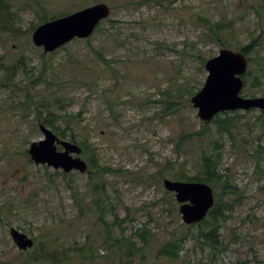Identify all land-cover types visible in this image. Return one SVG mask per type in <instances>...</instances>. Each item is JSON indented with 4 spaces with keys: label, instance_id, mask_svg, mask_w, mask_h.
<instances>
[{
    "label": "rangeland",
    "instance_id": "374dc122",
    "mask_svg": "<svg viewBox=\"0 0 264 264\" xmlns=\"http://www.w3.org/2000/svg\"><path fill=\"white\" fill-rule=\"evenodd\" d=\"M5 2L0 5V27L7 26L0 30V264H264V151L253 153L264 147V112L221 111L231 117L229 135L202 121L190 101L206 78V59L224 47L205 24L222 18L233 22L231 30L219 33L228 45L232 42L226 47L248 44L252 49L239 94L264 96V0ZM98 2L111 12L87 38L52 52L32 43L42 16L49 20ZM21 56L27 70L18 65L13 83L2 85L6 66ZM158 100L173 105L167 111ZM36 104L52 114L64 137L48 127L59 138L71 141L73 135L85 141L110 170L90 176L82 151L85 172L63 175L35 164L27 149L43 138ZM206 124L205 132L197 134ZM186 134L176 150L177 139ZM214 149L221 172L237 188L222 197L230 207L228 216L218 220L215 249L198 239L210 226L203 220L184 223L180 203L162 183L163 178L175 180L180 165L188 176L200 173L201 154ZM97 182H103L111 203L103 220L91 204ZM208 185L216 200L219 188ZM116 217L126 219L121 228L106 227L103 221ZM12 227L31 237L32 247L19 250ZM141 227L152 234L147 244L133 234ZM121 234L133 236L142 252L126 256L117 245L106 244V235ZM182 237L176 257L162 253L167 241ZM82 247L86 257L78 251ZM54 250L64 251L66 259L37 257Z\"/></svg>",
    "mask_w": 264,
    "mask_h": 264
},
{
    "label": "water",
    "instance_id": "95a60500",
    "mask_svg": "<svg viewBox=\"0 0 264 264\" xmlns=\"http://www.w3.org/2000/svg\"><path fill=\"white\" fill-rule=\"evenodd\" d=\"M110 12L109 5L98 2L46 20L34 28L32 43L42 47L43 52H52L75 38L90 36ZM247 63L243 52L227 47H221L216 55L206 59L204 68L207 75L204 83L190 98L202 121L209 122L215 114L226 110H264V96L242 97L239 94ZM38 128L43 138L32 141L27 149L35 164L46 165L64 173L86 171L87 163L79 156L82 149L78 144L59 138L43 123H39ZM58 146L62 149L59 150ZM162 183L167 191L175 192L174 197L180 203L178 210L186 224L204 219L215 202L212 188L205 182L163 178ZM10 236L19 250H26L33 245V239L16 228H10Z\"/></svg>",
    "mask_w": 264,
    "mask_h": 264
},
{
    "label": "trees",
    "instance_id": "16d2710c",
    "mask_svg": "<svg viewBox=\"0 0 264 264\" xmlns=\"http://www.w3.org/2000/svg\"><path fill=\"white\" fill-rule=\"evenodd\" d=\"M0 5L5 7L7 3L5 0H0ZM62 15V14H59ZM55 17V16H53ZM47 19L46 16H42L41 20L45 21ZM108 19V18H107ZM101 23V22H100ZM99 23V24H100ZM227 23V24H225ZM232 20H227L225 22V19H221L217 22H206V29L207 32L209 31L210 34H213L214 37L217 39V41L220 43L221 46H230L232 42L229 43V39L224 42V40L219 36V33L225 31V30H231L232 29ZM98 24V26H99ZM11 29L15 32L17 30H20V28L16 26H10ZM7 26L5 27H0V30L6 29ZM237 50L243 52L247 59L249 60L250 57L248 56L252 49H249L248 44H242L240 45ZM98 56H101L98 54ZM21 66L22 71L27 70L26 63L24 62V58L21 56L17 58L13 63L9 64L6 66L5 70V76H4V81L2 82V85H9L10 83H13L14 79V69L17 66ZM43 69L46 70V63L44 62L43 64ZM34 101V99H32ZM155 100H153L154 102ZM161 103L165 104V110H170L173 103L172 101H165V100H158ZM35 111H36V117L37 120L40 123H43L47 126H49L58 136L64 137L63 133L61 131H58L57 128L53 125V122L51 121L52 114L50 112H47V114H44L41 109L42 105H34ZM264 112V110H261ZM232 112H236L235 110ZM225 112H221L216 114L212 119H211V124H214L216 127L217 132H223L227 133L229 135H232V127L233 124L231 122V117L229 115H223ZM208 125H204L203 128H200L199 132L197 134H203L205 130L207 129ZM190 134H186L183 136H180L175 145V149L179 150L182 148V145L185 142V138H187ZM71 141L77 143L81 148L82 152L84 155H86V160L88 162L89 169L88 173L94 174V175H101L103 172H106L109 169L107 166H102L100 162L98 161L96 154L94 151L89 147V145L85 141H77L75 136H70ZM217 149H214L212 152L209 153H202L200 156L199 160V167H200V173L196 175H187L186 170L183 165H180L179 168L174 172L173 178L175 180H183V181H203L207 184L215 185L219 188L218 192L216 193V200L213 205V207L208 211L207 216L203 219L202 223H204L206 226H210L209 230L207 232H202L200 231V235L198 236V239H200L201 243L203 244H208L210 245L213 249L216 248V244L218 243V227H219V222L218 220L221 218H226L228 214L225 212L229 209L230 204H228V201H223V196L229 195L232 193H235L237 188L235 185L232 184V182L227 178V174H223L219 168V152L216 151ZM261 151H264V147L257 146L255 150H253V153H256L255 155H259ZM168 165V163H167ZM166 165V167H168ZM63 175H66L64 172L62 173ZM92 193L95 195V197L92 199L91 204L95 207L97 210L99 216L103 220V215L106 211V205L111 204L110 203V198L108 195L105 194V186L103 182H97L95 185L92 187ZM79 209H82V205L78 204ZM125 218H118L116 217L112 222H107L103 221L106 227L109 229L111 228L112 224L117 225L118 227L121 228V225L125 222ZM109 233V232H108ZM134 235H136L143 244H147L149 240L151 239V232L145 228L141 227L136 229L133 232ZM133 236H124L121 234L120 237H113L111 235H106V238L104 239L106 244H108L110 247L117 245L118 249L126 254V256H132L133 254L140 253L142 252V246L138 245V243L132 238ZM204 239H202V238ZM35 239V237H34ZM184 238H179V239H174L171 241H167L165 245L161 247V250L163 251L162 253L169 257V258H174L176 257L178 248H179V240H183ZM38 249V248H37ZM85 248L82 247L78 251L82 252L84 257H86L85 252L87 250H84ZM160 250V251H161ZM55 251V250H54ZM90 251V250H89ZM56 253H46V254H38V259L41 260H46L48 258L50 261H63L66 259L67 255L64 251H55ZM93 254H88L89 256H92ZM242 264H245L244 262H241Z\"/></svg>",
    "mask_w": 264,
    "mask_h": 264
}]
</instances>
